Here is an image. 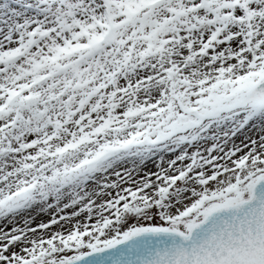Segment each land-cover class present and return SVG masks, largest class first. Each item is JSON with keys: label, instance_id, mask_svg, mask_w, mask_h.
<instances>
[{"label": "snow or ice", "instance_id": "snow-or-ice-1", "mask_svg": "<svg viewBox=\"0 0 264 264\" xmlns=\"http://www.w3.org/2000/svg\"><path fill=\"white\" fill-rule=\"evenodd\" d=\"M0 264H264V0H0Z\"/></svg>", "mask_w": 264, "mask_h": 264}, {"label": "bare ground", "instance_id": "bare-ground-1", "mask_svg": "<svg viewBox=\"0 0 264 264\" xmlns=\"http://www.w3.org/2000/svg\"><path fill=\"white\" fill-rule=\"evenodd\" d=\"M150 168L153 169L154 167L151 165ZM154 170H155V168H154ZM154 170H153V171H154Z\"/></svg>", "mask_w": 264, "mask_h": 264}, {"label": "rangeland", "instance_id": "rangeland-1", "mask_svg": "<svg viewBox=\"0 0 264 264\" xmlns=\"http://www.w3.org/2000/svg\"><path fill=\"white\" fill-rule=\"evenodd\" d=\"M150 166H151V164L149 165V168H150ZM152 170H154V168H153ZM9 227H10V226H9Z\"/></svg>", "mask_w": 264, "mask_h": 264}]
</instances>
